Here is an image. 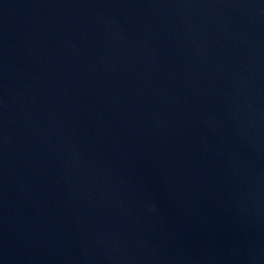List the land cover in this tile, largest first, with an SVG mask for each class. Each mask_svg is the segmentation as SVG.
Instances as JSON below:
<instances>
[{
    "label": "water",
    "instance_id": "95a60500",
    "mask_svg": "<svg viewBox=\"0 0 264 264\" xmlns=\"http://www.w3.org/2000/svg\"><path fill=\"white\" fill-rule=\"evenodd\" d=\"M0 264H264V0H0Z\"/></svg>",
    "mask_w": 264,
    "mask_h": 264
}]
</instances>
